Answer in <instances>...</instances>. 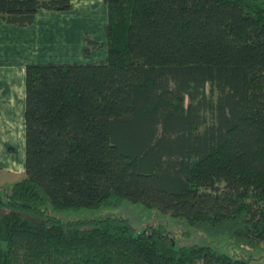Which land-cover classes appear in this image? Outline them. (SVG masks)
<instances>
[{
  "label": "trees",
  "instance_id": "obj_1",
  "mask_svg": "<svg viewBox=\"0 0 264 264\" xmlns=\"http://www.w3.org/2000/svg\"><path fill=\"white\" fill-rule=\"evenodd\" d=\"M106 55L25 67L24 176L0 194V264H253L175 247L124 217L48 213L156 207L264 247V0H102ZM72 0H0L24 27ZM104 46L86 37L84 53Z\"/></svg>",
  "mask_w": 264,
  "mask_h": 264
},
{
  "label": "rangeland",
  "instance_id": "obj_2",
  "mask_svg": "<svg viewBox=\"0 0 264 264\" xmlns=\"http://www.w3.org/2000/svg\"><path fill=\"white\" fill-rule=\"evenodd\" d=\"M107 8L102 0H72V9L64 11L39 10L34 22L27 27H16L0 21V65L8 63L81 62L100 59L106 55ZM103 42L100 50L92 52L87 59L84 54L86 37ZM10 132L0 135V169L22 156L24 147L14 142ZM16 148V153L10 150ZM1 171V170H0ZM2 172V171H1ZM23 173V172H22ZM21 175L9 178L0 175V194L20 180ZM48 213L64 221L90 219L104 216L127 218L137 231L162 226L173 239L175 247L202 245L225 253L232 258L245 259L253 264H264V247L250 248L238 244L227 235L213 236L193 227L182 219L156 207L140 202L123 201L117 206L80 208Z\"/></svg>",
  "mask_w": 264,
  "mask_h": 264
},
{
  "label": "crops",
  "instance_id": "obj_3",
  "mask_svg": "<svg viewBox=\"0 0 264 264\" xmlns=\"http://www.w3.org/2000/svg\"><path fill=\"white\" fill-rule=\"evenodd\" d=\"M0 21L5 23L1 19ZM92 52L93 51H91L89 57H86L87 59L91 58V56L93 55ZM95 60H99V59L95 58L93 60L91 59L90 61H95ZM11 62L12 61L10 60L8 63H5L4 65H0V135H4L6 132H10L9 136L12 139L15 137L14 142L16 144L19 143L22 147H24V159H25L24 105H25V67L27 64H23L19 62L12 64ZM55 63H72V62H55ZM10 150H12L14 154L16 153V148L14 146L13 147L11 146ZM24 159L22 158L21 155H19V157H17L16 159L9 161L5 165V169L2 168L0 169L2 171V172L0 171V175L4 174L9 178L13 177L14 175L15 176L21 175L22 172L24 173Z\"/></svg>",
  "mask_w": 264,
  "mask_h": 264
}]
</instances>
